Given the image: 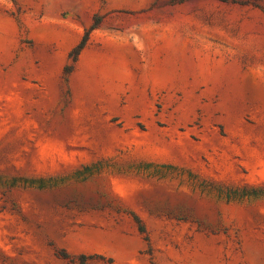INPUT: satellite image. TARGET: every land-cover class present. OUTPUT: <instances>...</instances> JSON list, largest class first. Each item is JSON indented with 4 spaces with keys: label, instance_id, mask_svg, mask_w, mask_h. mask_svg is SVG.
<instances>
[{
    "label": "rangeland",
    "instance_id": "1",
    "mask_svg": "<svg viewBox=\"0 0 264 264\" xmlns=\"http://www.w3.org/2000/svg\"><path fill=\"white\" fill-rule=\"evenodd\" d=\"M0 264H264V0H0Z\"/></svg>",
    "mask_w": 264,
    "mask_h": 264
},
{
    "label": "trees",
    "instance_id": "2",
    "mask_svg": "<svg viewBox=\"0 0 264 264\" xmlns=\"http://www.w3.org/2000/svg\"><path fill=\"white\" fill-rule=\"evenodd\" d=\"M86 43V36H84L81 40V42L71 51L70 56L72 57V60L75 61L76 57L80 53V51L83 49ZM135 221L138 224V229L141 233L145 232L144 226L142 225L141 221L138 219L137 216H134Z\"/></svg>",
    "mask_w": 264,
    "mask_h": 264
}]
</instances>
